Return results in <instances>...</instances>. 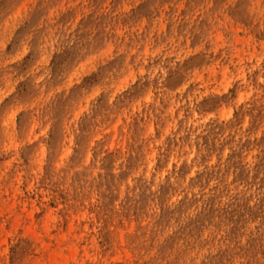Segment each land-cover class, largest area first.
Listing matches in <instances>:
<instances>
[{
  "label": "clouds",
  "instance_id": "clouds-1",
  "mask_svg": "<svg viewBox=\"0 0 264 264\" xmlns=\"http://www.w3.org/2000/svg\"><path fill=\"white\" fill-rule=\"evenodd\" d=\"M0 264H264V0H0Z\"/></svg>",
  "mask_w": 264,
  "mask_h": 264
}]
</instances>
